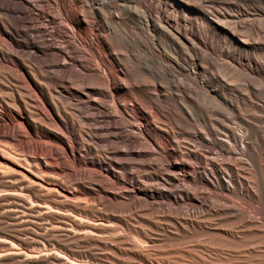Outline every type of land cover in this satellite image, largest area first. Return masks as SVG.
Wrapping results in <instances>:
<instances>
[{"label":"bare ground","instance_id":"1","mask_svg":"<svg viewBox=\"0 0 264 264\" xmlns=\"http://www.w3.org/2000/svg\"><path fill=\"white\" fill-rule=\"evenodd\" d=\"M16 1V9L23 14L20 26L9 17L8 0H0V41L20 48V58L25 55L30 62L35 61L34 55H43L41 70L35 72L46 89H40L22 63L10 62L20 73V81L39 101L38 117L65 135L66 140L31 122L19 101L17 110L8 111L11 118L22 121L28 135L41 136L45 142H27L21 138L18 126L0 122V146L4 144L8 156L19 157L18 165L9 170L12 172L0 176V264H152L148 262L153 252L151 240L121 216L108 214L123 212L129 206L114 208L103 204L104 199L115 197L101 180L95 189L77 181L95 182L80 169L94 168V163L77 157L68 141L78 139L85 130L93 132L94 139L109 151L108 164L97 166L106 179L111 177L115 184L123 185L113 171L129 167L158 173L156 182L165 190H133V194L142 197V204L154 210L155 203L164 202L163 212L173 218L180 214L179 207H174L180 203L196 219L203 214L220 217L240 228L243 237L238 244L213 241L219 247L215 252L228 253L225 258L216 255L215 259L226 264H264V60L254 54L253 57L251 52L259 50H254L251 43L237 39L242 30H237L238 35L230 33L228 20L224 22L226 28L224 23L218 26L220 20L218 25L207 20L197 23L199 16L188 3L179 0H54L55 9L49 7L47 0ZM257 2L264 4V0ZM39 14H45L49 22L62 16L69 28L62 26L61 31L57 25L51 33L59 39L74 34L89 52L93 67L88 58L80 60L79 51L72 44L63 40L66 45L62 48L58 43L45 41L50 34L34 26ZM168 15L181 25L167 22ZM125 17L133 21L128 22ZM20 27L32 34L27 37L28 42L20 40ZM229 30H233L232 26ZM247 34L245 39L251 41L253 32L247 29ZM6 62L0 51V64ZM68 66L79 73H92L81 79ZM100 78L105 82L103 87ZM238 80L244 83L243 87L237 86ZM77 81L79 85L75 84ZM253 81L259 83L257 89L252 88ZM56 89L66 96V104L55 103ZM102 100H109L111 106H105ZM58 113L70 119L71 115L78 117L85 128L76 125L78 134L72 135ZM116 115L126 121L129 131H139L150 149L133 136L125 137L126 127ZM166 129L177 141L163 136ZM159 138H164L163 142ZM178 139L193 144L205 166L218 158L226 162L229 175L218 169L212 179L207 174L202 176L198 166L183 164L189 159L188 154L166 148L168 144L179 148ZM122 145L126 150H120ZM153 152H161L167 158L166 164L146 163ZM180 183L193 190L177 191ZM173 188L177 190L171 192ZM81 219L90 222L82 223ZM229 237L233 239L234 234ZM135 239L145 243V250L136 245ZM201 243H193L188 257H194L196 264H210L214 260L207 261L199 252L203 249ZM242 243L247 251L240 250ZM40 249L47 253L34 256ZM94 249L105 253L96 254ZM169 260H173L171 264H184L177 258Z\"/></svg>","mask_w":264,"mask_h":264},{"label":"rangeland","instance_id":"2","mask_svg":"<svg viewBox=\"0 0 264 264\" xmlns=\"http://www.w3.org/2000/svg\"><path fill=\"white\" fill-rule=\"evenodd\" d=\"M179 1H181V2L183 1L184 4L188 3L186 5L190 7V10L191 9L194 10L196 15L199 16L195 19V21L197 23H199L201 20L202 21L207 20V21H210V22L218 25V23H216V22H218V20H220L219 21L220 24L218 26H222L223 23L224 22L226 23L227 20L233 22L234 27H233V25H231L232 24L231 22H230L231 24L229 22L226 23L227 24L226 26H228V31L230 33H236L238 35L239 32H241L240 30H242V36L238 35L237 39L239 41H242V42L251 43L253 45L252 47L254 50H259V51H252L251 54L252 55L254 54L255 57L257 56L256 58H260V59L263 58V60H264V52H262V50H264V23L262 22L264 20V4H259L257 2V0L256 1L255 0H248V1H250L249 3H246L247 0H235V1L234 0H210L206 3L202 2L201 0H199L201 3L197 0H194L195 2H193V0H179ZM47 2H48V5L50 8H54V9L56 8V7H54V5H55L54 0H47ZM17 5H18V3L16 0H8V7H9V9L11 8L10 13H9V17H10V19L12 18L11 20L14 23H16L20 26L22 21H23V14L16 9ZM38 9H40L39 11L41 12V7ZM12 10H14V11H12ZM195 10H197L198 12ZM39 16L41 17V19H39L40 18ZM39 16H36L34 26L36 25V27H38L39 29H42V30L44 28V30H46L45 32L50 34L49 36L44 38L45 41L49 40V42L56 43V44L58 43L57 46H61V47H62V45H63V47H65L64 45H66V44H64V42L67 44L70 43L73 46L77 47L76 49H77V51H79L78 55H80L79 56L80 60H86L88 58V61H89V59L91 58V56L89 55V52L84 50L83 44L77 39V37L74 34L68 33L67 35H65L64 39H59L53 33H51V32H53V29L57 28V25H59L58 28L60 27L61 31H62L63 27L64 28L68 27L66 25L67 23L65 22V20L62 16L56 15L58 18L55 16L56 18L50 22L46 20L45 14H44V16L43 15L41 16V14H39ZM157 16L158 15L155 14V17H157ZM17 19H19V20H17ZM42 19H44V20H42ZM125 19L128 22L133 21L129 17H125ZM166 19H167V22H169V23H176V25H181L180 21L175 20L174 18L171 17V15H168ZM240 19H241V21H239ZM37 21H38V23H37ZM241 22H242V26H244L245 28L244 27L242 28ZM1 23L4 27V29L6 31H8L6 28V21H3ZM225 23H224L223 27L225 26ZM228 23L230 26L228 25ZM226 26H225V28H226ZM231 26H232L233 30H229V28H231ZM260 27H261V30H259ZM246 28L250 29L253 32V34H251V36H250L251 41H249L248 39L247 40L245 39V37L248 36V34L250 35L249 30H248V34H247ZM19 30L21 32L20 40L28 42L29 40L27 37L32 36V34L31 33L28 34L29 31H27V29L24 30L23 27H20ZM237 30H239V32ZM243 32H244V34H243ZM256 32L258 34H256ZM63 40H64V42H63ZM68 41H70V42H68ZM72 42H75V43H72ZM91 43L94 44L93 38L91 39ZM66 49L68 50L67 52H69V49L68 48H66ZM0 51L3 53V55L5 56V59L7 60L6 63L0 64V117H1L0 122L4 123V121H5V122L12 123L15 126H18L20 128V131H21V138L27 142H33V141L41 142V143L45 142V140L41 136L28 135L27 132L25 131L24 123L20 120H13V118H11V113L8 111L9 110L10 111L11 110H17L19 107V103H18V101H19L20 104H22L25 107L26 111L28 112V119L31 122L37 124L38 127L43 129L47 133L66 140L65 135H62L53 126L45 123L43 120H41L38 117L37 112L41 110L39 101L32 95V93L29 91V89L20 81V79H21L20 73L18 74V72L15 70V68L12 66V63L10 62V61H14V62L22 63L24 65V68L28 71V73L34 77V79H35L36 83L38 84V86L40 87V89H46L47 85L37 77L36 72H35V70H37L39 68L41 70L40 62H42L41 60H43V55H38V56L34 55L35 61L30 62L25 55H23V57L20 58V56L22 55L21 52H19V51H21L20 48H12L7 41H3V40L0 41ZM10 51H12V52L10 53ZM19 54H21V55H19ZM69 54L73 56V54L71 52H69ZM254 55H253V57H254ZM18 56H19V58H18ZM81 56H82V58H81ZM90 60H92V59H90ZM33 63H34V65H32ZM37 63H38V65H37ZM92 64H93V62H92ZM92 64L90 62L91 68L93 67ZM36 65H37V67H36ZM70 67H72V66H70ZM70 67L68 66V68L72 71V74L76 75V73H77V76L80 77L81 79H82V77L85 78V76L87 77L89 74L91 75V73H92V71H85V72L81 71L82 73H79L80 71H78L76 68H70ZM45 72H47V74L48 73L51 74L49 71L45 70ZM45 72L42 75H45L46 74ZM84 73H86V74H84ZM98 75L101 77L100 73H98ZM100 80H101V82H100L101 86L102 87L105 86V82L101 78H100ZM69 81H70V78H69ZM72 82H73V77H72ZM75 84L79 85V81H77V83L75 82ZM236 84L240 88L244 86V83H242L241 80H238L236 82ZM251 86L253 89H257L259 86V83L253 81L251 83ZM56 91L58 94L59 90L56 89ZM61 94H62V96H60ZM64 97H66V96L63 93H59L54 98L55 103L58 105L66 104V98L64 101ZM58 98H59V100H58ZM60 100L63 103H61ZM102 102H103L102 104H104L107 107L111 106V102L109 100H102ZM69 109H72V108L69 107ZM7 113H8V115H7ZM9 113H10V116H9ZM66 113H67V115H69L68 114L69 111H66ZM67 115L63 114V113H58V118L68 126L70 131L73 133L72 135L78 134V132L76 130V125L83 126V123L80 122L78 117L71 115V119H70V116H67ZM61 116H62V118H61ZM116 117H117L116 119H118L123 124V126L125 125L124 127H126L125 129H123V130H125V132L123 131L124 135H126L125 137L128 136V137L132 138V136H133V138H136V139L140 140V142H143L145 144L144 145L142 143L143 146H145L144 148L150 149L149 146L143 141L141 133L139 131H134V132L129 131V129L127 128L128 124L126 123V121L124 119L122 120L120 115H118V116L116 115ZM83 128H85V127L83 126ZM166 130H167V133L163 132V136L172 137L173 140H175L176 138L173 137V135L170 133V131L168 129H166ZM88 134H89V136H88ZM93 136H94L93 132H89V131L85 130V131H82L80 133L78 139H73L74 142L72 139L68 140L69 143H71L72 150L74 151V153L77 157L86 159V160H88V162H90V163L92 162V164L94 163L93 164L94 168H91L88 166H86V167L82 166L80 169L82 172L90 174V176L94 179L95 182L87 183V181L81 180L78 178H77V181H79L80 183H83V185L86 188L92 189L94 186V189H95V186L98 184V181L101 180L104 183V185L107 187L108 192L110 194L114 195V197H115L114 199H104L103 204H106V205L114 207V208H117V207L123 206V205L129 206V209H127L123 212H117V213L108 212V214H112L115 217L121 216L120 218L125 219L128 222V224H130V226L139 229L141 232H143L145 234V236H147L151 240V243H149V244H152L151 250L153 252L151 254L152 256H149L148 262H150L152 264H171L170 262H173V260L167 261V259L168 258H171V259L177 258L178 260H183L184 264H196L195 263L196 259H194V257H188V256H189L190 247L193 245V243H195L196 241H199V242H202L201 245L203 248V249L199 250L201 255L204 256L207 261H209L210 259L214 260V261L209 262L210 264H226L222 260H216L215 256L218 255V256H221L222 258H225L224 254H228V253L225 252V253H219L218 254L217 252H215L214 250H216L219 247L215 243H213V241H215V242H217V241H231L235 244L241 243L240 240L242 239L243 236L241 234L242 230L240 228H238L237 226H232L231 224L224 221L220 217H216L212 214H209V215L203 214L198 219H196V218L190 216V211L188 212V207H186L185 204H182V203L177 204V206L174 205L175 208L179 207V208H177V210H179V212H180L179 215L174 217L175 219L173 217L166 215L165 212H163L164 211L163 206L165 205L164 202H158V204L155 203L156 206H155L154 210H152L150 207L145 206L144 204L141 203L143 201L142 197L140 195L133 194L132 192L135 189L145 190V189H150V188H154V189H158V188L160 189L161 188V190H165L164 187H162L159 184V182H156L155 178L158 175V173H156L154 171H150V173H149V172H146V171L139 169L137 167H136V169H135V167H131V168L129 167V168H125V169H114V171H113L115 177H118L121 180H123V182H124L123 185L115 184L113 181L114 179L111 177H110V179H108V178L106 179L105 176L102 174V172L99 169H97V166H105L108 164L110 157L108 158L107 156H109V155L106 153H109V151L107 150L105 145H103V143L97 142ZM84 138L87 141H85ZM159 139L162 140V142H163L164 138L163 139L159 138ZM180 140H182V139H178L179 148L171 146L170 144L166 145V148L171 150V151L173 150V151L182 152L186 155L188 154L187 156H189L188 157L189 159H186L185 161H183V164L186 165L188 163L187 165L190 164L193 166V164H194V166L195 165L198 166L200 168L199 173L202 176H205L204 174H207L212 179L214 178L212 174L216 173L218 171V169L222 170L225 174L227 173L226 175H229L228 170H227L228 168L225 167V165H228L226 162H223L220 160V158H218L216 160V162L214 161L211 165L205 166L202 164V156L200 155V153H198L196 151V148L193 146V144H191L188 141H184V139L182 141H180ZM175 141H177V140H175ZM92 142H94V143H92ZM3 145L4 144H2V146ZM98 145L99 146L102 145V146L99 147ZM2 146H0V152L2 150V152L0 153V167H1L0 168V176L2 175L1 177H4V176H7L8 174H10L12 172L9 170L10 169L12 170L13 166H15L16 164L18 165V162H19L18 158L19 157L11 155L10 153L9 154L11 156H8L7 148H4V150H3ZM120 147H121V149H120L121 151H123V149L126 150V147L124 145H122ZM193 148H194V150H193ZM5 153H7V154H5ZM154 153H155V155H154ZM161 154H162L161 152H153V156L148 158V161L145 160V162L148 164L151 163L152 165H160V164L164 165L167 162L166 161L167 158L163 154L162 155ZM195 155H196V157H194ZM12 156H13V158H12ZM29 156H32L31 153L29 154ZM37 156L39 157V158L38 157L37 158L41 162L44 161V159L41 155H37ZM162 156L164 157V159ZM90 160H92V161H90ZM150 161L155 162L156 164H154ZM14 162H15V164H14ZM120 162H122V161L120 160ZM157 162L160 164H157ZM139 163L140 162H138V164ZM132 168L134 169V171L136 170L135 171L136 174L134 173V171L132 172V170H133ZM233 168H235V167H233ZM130 169H132V170H130ZM137 169L141 170V171H138ZM137 172H138V174H137ZM152 172H154V173H152ZM238 176L240 179L243 178L242 175H238ZM131 177H133V178H131ZM129 178H131V179H129ZM149 179H152V180L149 181ZM230 179H233V178L230 177ZM129 180L132 181V183H130ZM225 180L227 181V179H225ZM225 180H224V182H226ZM133 181H134V184H133ZM147 185H149V186H147ZM188 187H189V185L187 186V184H185V183H180V186L178 187L179 190H177V188L174 190V188H173V191L171 189V192H175L176 190L182 191L184 189H188L190 191L193 190L192 188H188ZM126 190H127V193H126ZM115 191H117L118 193ZM94 192H96V191L94 190ZM94 208L99 213H105L106 214V212H104L101 209V207L94 206ZM182 212H184V213H182ZM186 212H187V214H186ZM81 220H82V223H86V222L88 223V221H89V220L85 221V219H81ZM182 222H186V224L184 226H181V228H179L177 225H181ZM232 233L234 234L233 239L229 237V234H232ZM205 241H208V242H205ZM134 242L138 246H143L141 248H143V250H145V247H144L145 243H143L137 239H135ZM203 242H205V243H203ZM240 246L242 247V248H240L241 251H247V250H245L247 248L244 247L245 243L240 244ZM221 252H223V251H221ZM41 253H43V254H41ZM44 253L46 254L47 251L45 249L44 250L40 249L38 251H35L34 256L42 257L43 255H45ZM94 253L104 254L105 252H101V251L94 249ZM207 258H209V259H207ZM136 263H139V262H136Z\"/></svg>","mask_w":264,"mask_h":264}]
</instances>
